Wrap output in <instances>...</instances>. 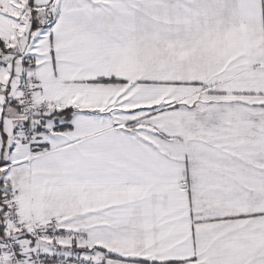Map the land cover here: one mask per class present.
Segmentation results:
<instances>
[{"label":"snow or ice","instance_id":"6c2138e0","mask_svg":"<svg viewBox=\"0 0 264 264\" xmlns=\"http://www.w3.org/2000/svg\"><path fill=\"white\" fill-rule=\"evenodd\" d=\"M0 264H264V0H0Z\"/></svg>","mask_w":264,"mask_h":264}]
</instances>
